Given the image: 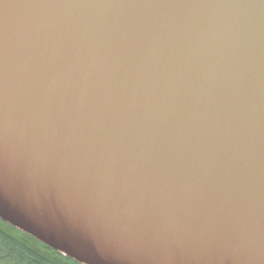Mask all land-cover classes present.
<instances>
[{"label": "water", "instance_id": "obj_1", "mask_svg": "<svg viewBox=\"0 0 264 264\" xmlns=\"http://www.w3.org/2000/svg\"><path fill=\"white\" fill-rule=\"evenodd\" d=\"M0 220L79 264H264V0H0Z\"/></svg>", "mask_w": 264, "mask_h": 264}, {"label": "trees", "instance_id": "obj_2", "mask_svg": "<svg viewBox=\"0 0 264 264\" xmlns=\"http://www.w3.org/2000/svg\"><path fill=\"white\" fill-rule=\"evenodd\" d=\"M0 264H79L0 221Z\"/></svg>", "mask_w": 264, "mask_h": 264}, {"label": "rangeland", "instance_id": "obj_3", "mask_svg": "<svg viewBox=\"0 0 264 264\" xmlns=\"http://www.w3.org/2000/svg\"><path fill=\"white\" fill-rule=\"evenodd\" d=\"M1 221V220H0ZM1 222H3V221H1ZM4 223V222H3Z\"/></svg>", "mask_w": 264, "mask_h": 264}]
</instances>
